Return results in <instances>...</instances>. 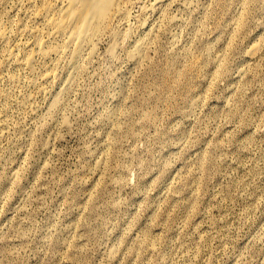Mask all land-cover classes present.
Segmentation results:
<instances>
[{
	"label": "rangeland",
	"instance_id": "rangeland-1",
	"mask_svg": "<svg viewBox=\"0 0 264 264\" xmlns=\"http://www.w3.org/2000/svg\"><path fill=\"white\" fill-rule=\"evenodd\" d=\"M49 1L0 0V264H264V0H126L74 68Z\"/></svg>",
	"mask_w": 264,
	"mask_h": 264
},
{
	"label": "bare ground",
	"instance_id": "bare-ground-1",
	"mask_svg": "<svg viewBox=\"0 0 264 264\" xmlns=\"http://www.w3.org/2000/svg\"><path fill=\"white\" fill-rule=\"evenodd\" d=\"M126 0H51L48 10H55L54 15L45 17L46 30L33 29L36 36L34 48L44 52L43 37H63V49L58 51L71 53L70 65L76 67L81 59L95 52L96 45L105 32L110 29L115 17L121 12ZM138 49L141 45H137ZM62 49V50H61ZM256 49V48H255ZM137 54V50L134 55ZM34 52L21 63L32 65Z\"/></svg>",
	"mask_w": 264,
	"mask_h": 264
}]
</instances>
